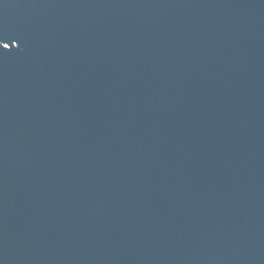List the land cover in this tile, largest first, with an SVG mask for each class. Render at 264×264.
<instances>
[{
  "label": "water",
  "instance_id": "water-1",
  "mask_svg": "<svg viewBox=\"0 0 264 264\" xmlns=\"http://www.w3.org/2000/svg\"><path fill=\"white\" fill-rule=\"evenodd\" d=\"M0 264H264V0H0Z\"/></svg>",
  "mask_w": 264,
  "mask_h": 264
}]
</instances>
